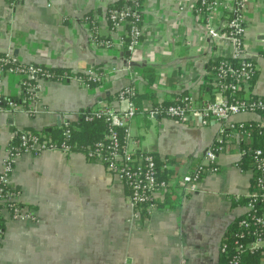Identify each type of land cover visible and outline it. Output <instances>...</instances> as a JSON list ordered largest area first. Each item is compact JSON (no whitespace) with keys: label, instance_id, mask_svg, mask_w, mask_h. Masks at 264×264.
<instances>
[{"label":"crops","instance_id":"0c3cea01","mask_svg":"<svg viewBox=\"0 0 264 264\" xmlns=\"http://www.w3.org/2000/svg\"><path fill=\"white\" fill-rule=\"evenodd\" d=\"M129 1L20 0L12 6L0 0V56L12 53L20 63L73 75L94 69L103 76L102 83L89 86L71 78L46 81L33 113L0 112V171L15 133L55 136L64 121L76 122L85 112L104 105L124 110L128 101L119 92L130 85L140 102L129 124L130 148L167 161L169 187L155 210L132 221L126 188L103 165L82 152L26 154L17 162L12 183L37 219L6 224L0 264H177L181 258L189 264H226L220 258L223 239L244 215L253 191L254 173L242 168L241 144L230 143L218 156V173H207L192 185L191 174L220 125H201L197 113L184 122L150 114L158 103L174 102L184 93L196 97V108L201 101L221 99L210 67L232 58L235 48L224 39L210 40L207 28L223 30V14L206 19L195 0H139L144 38L137 52L98 47L91 22L98 38L118 39L126 31L111 29L108 11ZM242 14L243 58L259 70L241 95L264 98V0L249 2ZM0 88L7 96L18 95L17 77L0 71ZM234 120L264 126V114Z\"/></svg>","mask_w":264,"mask_h":264},{"label":"built area","instance_id":"2783aa9c","mask_svg":"<svg viewBox=\"0 0 264 264\" xmlns=\"http://www.w3.org/2000/svg\"><path fill=\"white\" fill-rule=\"evenodd\" d=\"M7 1L14 6L20 0ZM195 1V8L206 19L217 12L223 14V30L207 28L208 38L215 41L224 39L235 48L232 58L214 61L216 65L213 67V86L222 97L214 101H201L196 108V97L187 94L171 104L160 102L150 111L152 117H164L179 122L187 121L193 113H197L201 125L206 126L212 122L220 125L217 137L191 174L189 183L192 185H197L207 173H218V156L230 143H248L253 138V131L264 137L262 124L234 120L238 115L264 114V98L253 99L241 95L242 91L250 87L259 70L253 60L243 58L246 50L243 42L245 26L242 13L249 2L257 0ZM107 18L114 32L124 28L126 34L116 40L100 39L95 34V24L91 22V38L96 45L107 49L122 47L136 53L144 38V11L140 3L136 1L132 5L128 2L123 6L111 8ZM200 19V15L197 16V20ZM233 59L237 62L234 63ZM5 66H8L6 70ZM0 71L15 75L19 88L18 95L14 97L7 96L0 88V112L27 110L33 113L43 84L54 78V74L46 66L20 63L12 53L0 56ZM68 78L85 86L98 85L103 81V76L94 69L77 72ZM136 96L137 89L129 85L119 92L120 99L128 101L126 109L117 110L104 105L84 115L87 120L104 119L108 124L106 136L88 147L84 154L87 160L103 165L126 188L133 210L132 221L142 220L143 210L149 214L155 210L158 198L169 187L168 181L162 178V174L169 169L167 161L159 159L153 153L138 155L130 148L132 134L129 124L139 113V108L134 102ZM18 101H27L26 108ZM72 126L71 121H64L60 125L63 129V140L60 143L45 139L41 133L34 131L23 130L15 133L14 141L2 160L0 171V242L5 233L2 224L6 225L11 221L34 222L37 219L36 212L21 202L22 191L12 183L18 160L26 154H37L44 150L73 152V147L69 144L73 133ZM239 155L241 160L246 156L252 159L254 190L247 197L244 215L238 220L240 231L233 236L232 241H223L221 245V253L227 255L233 252L229 264H242L244 255L256 254L264 249V144L256 148H241ZM177 264L189 262L181 258Z\"/></svg>","mask_w":264,"mask_h":264},{"label":"trees","instance_id":"16d2710c","mask_svg":"<svg viewBox=\"0 0 264 264\" xmlns=\"http://www.w3.org/2000/svg\"><path fill=\"white\" fill-rule=\"evenodd\" d=\"M134 1L139 2V0H131L129 2H131L133 5L135 3ZM120 6H123V4L122 3L117 4L115 7H120ZM115 7H113V8H115ZM232 61L234 63L237 62L236 59H233ZM215 65H216V62H212V65L210 67V69H212V71H213V74H214L213 67ZM7 68H8V66H5L4 70H6ZM47 69L54 74V78L52 80L62 79V81H67L68 77L73 75L67 70L53 69V68H49V67H47ZM92 85H95V84H92ZM186 94L187 93H184L183 95H186ZM27 101H28V98H27ZM27 101L26 102L18 101V103L23 104L26 108ZM134 102H135V105L140 104V102H138L137 96L134 98ZM171 103H173V102H168L166 104H171ZM89 113H91V111L83 113L82 116L78 119V121L72 123L73 133H72V138L69 141V144L72 145L73 151H75V152L84 153L88 147L92 146L93 144H95L99 140L103 139L106 136V134L108 133L107 122L104 119L87 120L86 116H84V115L85 114L87 115ZM253 132H254L253 138L250 141H248V143L242 144L241 148H246L247 146H252L254 148L263 146L264 137L258 136L257 131H253ZM38 133H41V132H38ZM56 133L57 134L55 136H51V135H53L52 133H41V134L43 135V137L45 139H48V140L51 139L54 142L60 143L63 140V136H62L63 129L60 128ZM241 165H242L243 170H247V169L253 170L254 169V165H253V162H252V159L250 158V156L243 157L241 160ZM162 178L166 179L165 173L162 174ZM253 190H254V187H253ZM246 201H247V199H246ZM246 201L244 203H246ZM146 214H147L146 210L145 211L143 210L142 211V217ZM2 227L5 229L6 225L2 224ZM239 231H240V227H239V224L237 221L235 223V225H232L230 227V229L227 232L226 236L224 237L223 241L224 242L225 241H228V242L232 241L233 236L236 233H238ZM232 253L233 252H230L227 255L220 253L221 262L229 264ZM263 259H264V249L260 250L256 254L244 255L243 260H242V264H260V262Z\"/></svg>","mask_w":264,"mask_h":264}]
</instances>
